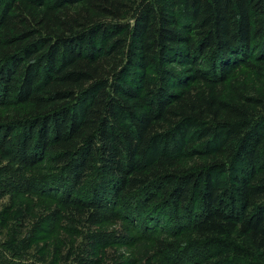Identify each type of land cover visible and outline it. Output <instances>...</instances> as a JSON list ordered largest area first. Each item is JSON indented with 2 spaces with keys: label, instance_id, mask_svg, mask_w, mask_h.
I'll list each match as a JSON object with an SVG mask.
<instances>
[{
  "label": "trees",
  "instance_id": "1",
  "mask_svg": "<svg viewBox=\"0 0 264 264\" xmlns=\"http://www.w3.org/2000/svg\"><path fill=\"white\" fill-rule=\"evenodd\" d=\"M0 161L53 215L167 210L148 264H264V0H0Z\"/></svg>",
  "mask_w": 264,
  "mask_h": 264
},
{
  "label": "rangeland",
  "instance_id": "2",
  "mask_svg": "<svg viewBox=\"0 0 264 264\" xmlns=\"http://www.w3.org/2000/svg\"><path fill=\"white\" fill-rule=\"evenodd\" d=\"M4 164L0 161V167ZM39 173L40 176L49 174L45 168ZM2 180L0 177V248L13 261L79 264L81 259L83 264H148L154 238L174 233L175 221L164 209L162 223L145 230L136 216L132 221L125 220L121 216L125 211L119 213L120 219L117 216L105 223L90 225L71 218L66 211L64 217L53 215L58 209L53 206L58 205L52 200L44 199V203L27 197L13 200ZM95 233L98 236L92 240ZM10 249L18 257L14 259Z\"/></svg>",
  "mask_w": 264,
  "mask_h": 264
}]
</instances>
